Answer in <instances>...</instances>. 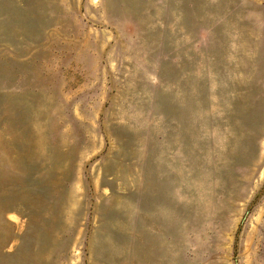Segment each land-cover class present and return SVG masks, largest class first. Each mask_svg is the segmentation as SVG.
<instances>
[{
  "label": "rangeland",
  "instance_id": "374dc122",
  "mask_svg": "<svg viewBox=\"0 0 264 264\" xmlns=\"http://www.w3.org/2000/svg\"><path fill=\"white\" fill-rule=\"evenodd\" d=\"M0 264H264V0H0Z\"/></svg>",
  "mask_w": 264,
  "mask_h": 264
}]
</instances>
